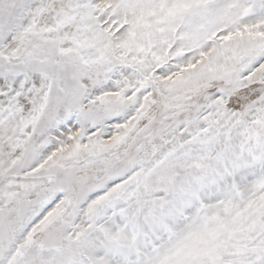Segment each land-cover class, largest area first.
Masks as SVG:
<instances>
[{
  "label": "snow or ice",
  "instance_id": "1",
  "mask_svg": "<svg viewBox=\"0 0 264 264\" xmlns=\"http://www.w3.org/2000/svg\"><path fill=\"white\" fill-rule=\"evenodd\" d=\"M0 264H264V0H0Z\"/></svg>",
  "mask_w": 264,
  "mask_h": 264
}]
</instances>
